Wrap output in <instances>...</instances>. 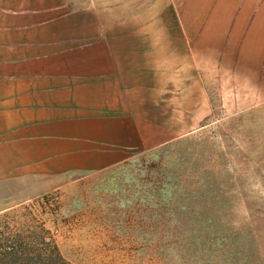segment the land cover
Segmentation results:
<instances>
[{
    "label": "crops",
    "instance_id": "1",
    "mask_svg": "<svg viewBox=\"0 0 264 264\" xmlns=\"http://www.w3.org/2000/svg\"><path fill=\"white\" fill-rule=\"evenodd\" d=\"M204 62L264 74V0H0V184L196 129Z\"/></svg>",
    "mask_w": 264,
    "mask_h": 264
},
{
    "label": "rangeland",
    "instance_id": "2",
    "mask_svg": "<svg viewBox=\"0 0 264 264\" xmlns=\"http://www.w3.org/2000/svg\"><path fill=\"white\" fill-rule=\"evenodd\" d=\"M209 63L196 129L37 186L1 183L0 264H61L55 247L67 264H264V74Z\"/></svg>",
    "mask_w": 264,
    "mask_h": 264
},
{
    "label": "trees",
    "instance_id": "3",
    "mask_svg": "<svg viewBox=\"0 0 264 264\" xmlns=\"http://www.w3.org/2000/svg\"><path fill=\"white\" fill-rule=\"evenodd\" d=\"M54 252H55V255L53 257H56V258H53L52 256H50V257H52L53 261H55L56 263L67 264L65 259L61 256V254L57 250V247H55ZM45 259L51 260L49 257H41L40 255L35 256L34 258H31L30 260L33 261L35 264H44L43 261H45ZM2 260H9L10 261L11 260L10 255H4L0 252V262Z\"/></svg>",
    "mask_w": 264,
    "mask_h": 264
}]
</instances>
